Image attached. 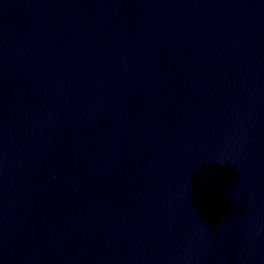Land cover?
I'll use <instances>...</instances> for the list:
<instances>
[{
  "label": "water",
  "instance_id": "water-1",
  "mask_svg": "<svg viewBox=\"0 0 264 264\" xmlns=\"http://www.w3.org/2000/svg\"><path fill=\"white\" fill-rule=\"evenodd\" d=\"M0 264H264V0H0Z\"/></svg>",
  "mask_w": 264,
  "mask_h": 264
}]
</instances>
